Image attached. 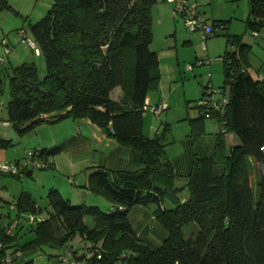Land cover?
<instances>
[{
  "label": "trees",
  "instance_id": "1",
  "mask_svg": "<svg viewBox=\"0 0 264 264\" xmlns=\"http://www.w3.org/2000/svg\"><path fill=\"white\" fill-rule=\"evenodd\" d=\"M155 1L53 0L46 14L30 25L46 73L40 77L32 61L11 65L6 120L23 133L41 121L88 117L119 143L139 149L142 165L134 171H91L88 187L111 202L108 210L73 205L52 188L47 195L53 207L50 217L27 225L17 221L7 231L10 221L23 212L36 213L38 207L31 194L22 191L13 215L1 211L5 203L0 197V218H9L6 224L0 221V257L12 254L10 264L16 251L50 244L65 246L73 260L85 264H264V77L248 70L250 44L228 34L232 47L222 55L225 89L216 100L226 94L225 108L198 103L197 119L215 114L220 130L204 153L191 148L187 182L175 186L176 172L165 154L163 133L149 137L142 129L147 91L158 77V55L150 48V7ZM3 5L6 0H0ZM250 13L264 19V0H250ZM259 23L247 21L254 29ZM117 86L122 95L114 99L111 92ZM227 133L237 143L227 146ZM35 151L44 160L60 147ZM248 158L257 163L258 198L253 195ZM165 198L172 207L163 204ZM148 203L157 205L155 217L166 229L155 246L137 236L129 219L133 206ZM85 214L96 218L94 228L86 227ZM53 216L63 224L60 237L53 232ZM189 223L197 230L185 236L183 228ZM29 232L33 234L23 240ZM77 234L89 242L84 248L90 254L73 248Z\"/></svg>",
  "mask_w": 264,
  "mask_h": 264
},
{
  "label": "rangeland",
  "instance_id": "2",
  "mask_svg": "<svg viewBox=\"0 0 264 264\" xmlns=\"http://www.w3.org/2000/svg\"><path fill=\"white\" fill-rule=\"evenodd\" d=\"M195 1L208 22L220 23L219 21L223 20L225 23V26L217 27L215 34L209 35L204 41L200 32L189 30L184 24L183 17L179 13L175 14L173 10L175 4L172 0H156L150 7L152 29L150 48L157 52L159 65L155 70L158 77L147 91V107L143 115L142 129L149 137L163 133L162 142L165 154L169 157L184 152L186 139H191V148L198 153H204V150L211 148L213 138L220 130L218 117L215 114H205L197 119L200 115L198 103L200 98L219 99L225 89L222 55L226 48L232 47L227 42L228 34L240 35L243 42L250 44L248 70L255 77L264 75V19L254 18L251 15L250 0ZM52 2L53 0H6V5L0 7V58L2 59L0 60V103L5 104L9 98L11 65L32 61L37 66L39 76L45 75L44 56L40 52L37 53L28 43L20 40V31H23L24 37L32 38L30 25L46 14ZM248 19H256L260 22L258 27L254 29L247 25ZM254 31L257 34H254ZM205 57L208 60H205ZM160 103H162L160 112L152 111L151 107ZM6 113L2 106L0 165L3 162L19 160L20 168H23L27 157L36 149L35 146L40 141L51 143L66 133L61 129V126L66 125L62 123L67 119L65 117L53 122L36 123L34 127L36 134L29 137L27 132H19L5 120ZM69 120H72V117H69ZM4 153L7 157H4ZM52 158L53 155H48L46 160L44 159L46 163L44 167H33V176L25 171L19 172L18 175L0 173V197L5 203L1 208L2 212L9 210L11 214L14 213L12 205L22 190L28 189L33 190L36 206L40 205L39 209L42 210L36 211V214L53 209L48 201V189L46 185H42L45 172L50 171ZM247 166L254 198H258L257 163L254 159L248 158ZM61 177L68 180L67 175ZM0 221L7 222L5 217H1ZM183 230L185 236H188L196 232L197 226L195 223H189Z\"/></svg>",
  "mask_w": 264,
  "mask_h": 264
},
{
  "label": "crops",
  "instance_id": "3",
  "mask_svg": "<svg viewBox=\"0 0 264 264\" xmlns=\"http://www.w3.org/2000/svg\"><path fill=\"white\" fill-rule=\"evenodd\" d=\"M261 76L264 77V75ZM121 95L122 90L119 86L115 87L111 92V96L114 99H119ZM2 106L5 108L4 103H0V109H2ZM66 118L62 122L63 124L66 123V125L61 126L62 131L66 133L61 138L51 143H45L44 141L36 143V148L53 145L60 147V151L53 155L50 162V171L45 172L42 185H46L48 191L52 188L58 190L73 205L85 203L87 205H98L108 210L111 202L103 195L96 194L88 187L89 174L95 168L126 171L138 170L142 165L140 150L119 143L113 136L108 135L105 130L88 117H72V120H69V116ZM8 123L12 124L10 121ZM34 127L24 132H27V135L31 137L36 134ZM225 138L227 146L237 143V139L232 133H227ZM185 142L187 143L182 154H177L173 157L167 155L174 164L176 172L174 179L175 186H182L187 182V173L191 166L193 154L190 140L186 139ZM5 156L7 157L6 153H4ZM46 158L44 159L46 160ZM25 172H28L27 174L29 175H34L33 168H28ZM61 175H67L68 180L61 177ZM36 180L38 181L39 177ZM22 191L29 192L36 203L32 189ZM162 202L167 207L173 206L172 201L168 198H165ZM156 207V204L148 203L146 205H135L129 211V219L137 236L150 246L160 244L166 236V229L155 217ZM39 208H41L40 205H38V210L42 211ZM12 209H14V213H12L14 215L15 207H12ZM51 211H43L41 214L38 212V214L35 212H23L18 221L23 222L25 225L30 224L27 220V214L29 213H35L36 216L44 220L50 217ZM6 220L7 222L4 224L9 222V218ZM83 221L89 229L94 228L97 223L96 218L92 214H85ZM50 222L54 234L60 237L64 232L61 219L53 216L50 218ZM32 234V232H29L25 234L24 238H28ZM71 243L73 248H77L78 253L85 251L87 254H90L88 249L84 248V245H89V242L85 241L82 235L77 234ZM9 255L13 256L12 254ZM14 258L13 264H20L25 260H31L32 264H85L82 261L73 260L69 256L66 247L53 246L52 244L24 251L18 250L14 253Z\"/></svg>",
  "mask_w": 264,
  "mask_h": 264
},
{
  "label": "built area",
  "instance_id": "4",
  "mask_svg": "<svg viewBox=\"0 0 264 264\" xmlns=\"http://www.w3.org/2000/svg\"><path fill=\"white\" fill-rule=\"evenodd\" d=\"M174 2V12L175 14H180L183 17V21L185 26L191 30V31H198L201 33L203 37V41L206 37L209 35H213L215 33V30L217 27L222 26L220 23L215 22H208V19L205 17V15L199 11L198 4L195 0H172ZM23 31H20L21 38L20 40L22 42L28 43L31 47L35 49V51L38 53L39 49L37 45L35 44V41L32 38L24 37ZM254 34H257V32L254 31ZM204 46V44L202 43ZM1 59V58H0ZM205 60H208L207 57L204 58ZM226 99V94L222 97L220 101L212 100L211 98H202L199 101V104L201 105H209L210 108L216 109V110H224L225 104L224 101ZM147 105L144 106V109L146 110ZM152 111L160 112L162 109V103L159 105H154L151 107ZM1 121V120H0ZM8 122V121H7ZM6 123V122H5ZM20 163L17 162H3L0 165V173H6V174H18L21 171H26L29 167L33 168L36 166L44 167L46 166L45 160L41 159L39 156H37V151L33 150L31 154L27 157L26 164L23 168H20ZM23 165V164H22ZM27 220L30 223H36L38 221H41L42 219L39 216H36L35 213H29L27 214ZM18 219H14L9 222L7 225V231L12 230L16 224ZM11 257L10 256H1L0 257V264H10Z\"/></svg>",
  "mask_w": 264,
  "mask_h": 264
},
{
  "label": "water",
  "instance_id": "5",
  "mask_svg": "<svg viewBox=\"0 0 264 264\" xmlns=\"http://www.w3.org/2000/svg\"><path fill=\"white\" fill-rule=\"evenodd\" d=\"M28 173V172H27ZM63 247H65V246H63Z\"/></svg>",
  "mask_w": 264,
  "mask_h": 264
}]
</instances>
